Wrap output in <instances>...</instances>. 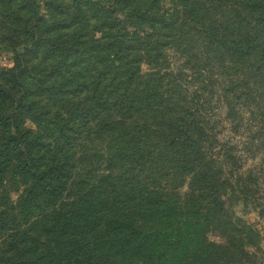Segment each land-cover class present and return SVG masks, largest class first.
Segmentation results:
<instances>
[{
    "label": "trees",
    "instance_id": "1",
    "mask_svg": "<svg viewBox=\"0 0 264 264\" xmlns=\"http://www.w3.org/2000/svg\"><path fill=\"white\" fill-rule=\"evenodd\" d=\"M248 161L264 0H0V264H262Z\"/></svg>",
    "mask_w": 264,
    "mask_h": 264
},
{
    "label": "rangeland",
    "instance_id": "2",
    "mask_svg": "<svg viewBox=\"0 0 264 264\" xmlns=\"http://www.w3.org/2000/svg\"><path fill=\"white\" fill-rule=\"evenodd\" d=\"M45 1V0H39ZM2 59V58H1ZM170 60L172 68L176 69L179 65L178 59L174 55H170ZM2 61V60H1ZM3 63V62H2ZM245 169H253L254 173H258L256 177L258 178V195L257 200L260 204V208H264V163L260 161H248ZM250 210L245 209L241 205L237 207V214L243 218L246 222L256 227L261 234L260 248H261V262L264 264V216H260L258 211H254L253 207H248ZM212 240H215L214 237H211Z\"/></svg>",
    "mask_w": 264,
    "mask_h": 264
}]
</instances>
